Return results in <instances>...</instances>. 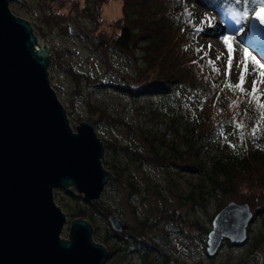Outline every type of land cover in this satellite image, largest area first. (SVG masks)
<instances>
[{
  "label": "rangeland",
  "instance_id": "374dc122",
  "mask_svg": "<svg viewBox=\"0 0 264 264\" xmlns=\"http://www.w3.org/2000/svg\"><path fill=\"white\" fill-rule=\"evenodd\" d=\"M201 1L220 12L233 29L221 31L222 24L215 21V13L211 8L212 11L202 14L196 11V0H185V5L192 14L194 27L205 29L204 33H195L194 41L204 53L208 52L207 57L219 69L221 79H226L224 72L227 52L220 37L224 34L234 37L231 42L234 48L233 67L227 79L236 84L240 75L236 64L245 48L249 53V73H252L254 61L264 65V55L261 53L264 50V29L258 28L253 34L247 27L249 21H244L245 31H236L240 25L235 23L233 14L243 10V3L237 4L235 0ZM8 10L13 17L28 23L33 36L43 42L35 30L38 24L36 10L28 4L26 8H21L11 0ZM119 15L120 4L116 0H109L102 8V23L99 28L105 29L107 23ZM205 17L212 22V28H207L208 21L201 24ZM85 25L91 27L88 22ZM44 31L47 34L44 42L51 61L56 58L59 63L69 65L75 72L90 78H99L104 84L84 86L82 82L83 94L72 99V86L66 76L57 69L47 67L49 86L62 106L73 133L79 123L89 118L87 107L92 106L104 116L103 122L93 125L94 135L103 147L105 142H115L132 152L160 157L168 156V146L174 147L179 153L184 151L188 118L195 109L194 97L181 89L173 88L171 97L131 98L115 88L120 86V80L114 75L103 73L101 61L92 54L88 41L78 35L72 25L69 26L71 35L68 38H62L56 32L45 28ZM246 35L250 36V44L243 45L242 50H239V45H242L241 38ZM218 55L222 56L221 60H217ZM110 60L112 66L120 72L133 74L136 70L135 65L118 53H110ZM255 78V73L247 75L244 88L251 90L252 80ZM259 87L264 91V85ZM263 139L264 136L255 140L252 147L260 146ZM218 144L224 145L227 153L235 152V131L231 127H225L207 142L198 144L199 152L193 160L199 166V171L159 168L137 161L124 152H112L104 148L101 165L111 176H119L120 182H115V179L107 182L96 202L109 215L117 217L126 226L128 233L132 229H138L141 222L154 224L144 230V240L153 244L154 250L142 245L138 252H118L103 264H264V215L257 216L254 220L251 218L245 230L246 241L242 245L232 246L227 242L228 247L225 241L213 257H208L205 252L207 233L211 229L215 207L221 199V194L212 190L211 180L221 181L225 178L212 168ZM52 199L65 217L60 239L67 240L73 215L81 210L85 213L83 220L92 229L91 241L94 244L104 248V245L112 244L120 249L125 247L123 241L110 237L109 231L112 230L108 221L98 215L90 203L74 200L57 190L52 191ZM204 230L207 231L206 234ZM130 249L137 248L132 245Z\"/></svg>",
  "mask_w": 264,
  "mask_h": 264
},
{
  "label": "trees",
  "instance_id": "16d2710c",
  "mask_svg": "<svg viewBox=\"0 0 264 264\" xmlns=\"http://www.w3.org/2000/svg\"><path fill=\"white\" fill-rule=\"evenodd\" d=\"M108 1L11 0L21 8H26L28 4L37 11L35 30L43 41L47 38L44 28L68 38L71 35L69 26L72 25L77 34L88 41L92 54L101 61L103 73L116 76L121 84L115 88L129 97H171L172 89L178 88L196 99L195 109L188 118L182 153L168 146L167 157L140 154L115 142H105L103 148L124 152L137 161L159 168L199 171V166L193 160L199 152L198 144L207 142L219 130L231 127L237 135V150L227 153L225 146L218 144L212 163L213 170L225 176L221 181L211 180L212 190L221 194L214 212L217 214L227 204L233 203L247 205L252 220L264 215V139L260 146L252 147L255 140L264 136V130L257 132L255 137L250 135L257 126L258 113L247 104L246 96L225 87L226 79H221L220 71L218 75L212 71L208 66V57L200 59L204 51H195L199 46L194 41V21L185 0H116L120 4V15L109 21L105 29H100L102 8ZM85 22L90 23L91 27H87ZM112 52L135 65V72L128 74L116 70L110 60ZM261 53L264 55V50ZM48 66L66 76L72 86V99L83 94L82 82L84 86H104L101 79L77 73L56 58ZM227 82L233 84L229 79ZM233 101L236 103L230 107ZM87 112L88 117L94 120V126L103 122L104 116L98 109L88 106ZM234 123L244 126L237 130ZM111 177L115 182H120L116 174ZM56 190L84 202L75 191ZM90 205L107 220L109 213L100 203L94 201ZM75 218L83 219L85 213L78 210L73 215ZM153 226L141 222L139 228L132 229L130 233L126 226V230L119 234L109 231L110 237L123 241L125 247L120 249L113 244L104 245L106 255L101 264L118 252H138L142 245L154 250V245L144 240V230ZM132 245L137 249H130Z\"/></svg>",
  "mask_w": 264,
  "mask_h": 264
},
{
  "label": "water",
  "instance_id": "95a60500",
  "mask_svg": "<svg viewBox=\"0 0 264 264\" xmlns=\"http://www.w3.org/2000/svg\"><path fill=\"white\" fill-rule=\"evenodd\" d=\"M9 1L0 0V264H101L106 249L91 241L92 229L83 219H72L67 240L60 239L65 217L52 191H75L85 203L96 201L114 181L101 165L104 148L92 118L74 133L69 128L48 83V47L28 23L11 15ZM230 206L245 214L228 217L226 234L217 236ZM251 218L247 205L233 203L215 214L208 257L225 241L242 245ZM107 221L112 232L125 230L117 217Z\"/></svg>",
  "mask_w": 264,
  "mask_h": 264
},
{
  "label": "snow or ice",
  "instance_id": "6c2138e0",
  "mask_svg": "<svg viewBox=\"0 0 264 264\" xmlns=\"http://www.w3.org/2000/svg\"><path fill=\"white\" fill-rule=\"evenodd\" d=\"M235 3L241 4L243 3L244 7L241 12L238 14H233L235 23L240 25V27L236 30L239 32L245 31L244 21H249L247 27L255 34L258 28L264 29V0H235ZM251 5L252 7H249ZM189 15H191L189 13ZM249 17L250 20H249ZM205 21H208L207 28H212V22L205 17L201 20V24H205ZM192 31L196 34H201L205 32L203 27H195ZM234 37L232 35L224 34L220 37V42L224 45L225 51L227 52V60L225 61V72L224 75L226 77L225 87L230 89L233 92L238 91L241 96L247 97V104L252 107L258 113V119L256 120V127L252 129L250 133L251 136L255 137L257 132L264 130V91H261L260 85H264V65L260 64L258 61H254L252 73H255L256 78L252 80V88L250 91H246L244 85L246 83L247 75L252 73L248 72V64H249V53L245 48L241 54V59L237 61L236 66L240 70V75L238 77V81L235 85L227 82V77L230 75L231 69L233 67V59H234V48L232 46V41ZM203 49L201 47H197L195 51L200 53ZM209 51H211V45L209 46ZM208 56V52L204 53V56L200 57V59H204V57ZM222 56L218 55L217 60H221ZM193 63H197V61H193ZM208 66L212 68V71L215 74H219V69L215 67V63L209 59ZM203 70V69H201ZM235 101L230 104V107L235 105ZM247 114V113H245ZM234 126L237 130L242 128L244 125L242 123H234ZM242 135V134H241ZM231 146V145H230ZM233 209H235L233 211ZM243 208H235V206H230L229 210L226 211L225 215L220 217V220L223 221L224 227L219 229L217 232V236L226 234L228 228V217L231 216H242L244 215Z\"/></svg>",
  "mask_w": 264,
  "mask_h": 264
},
{
  "label": "bare ground",
  "instance_id": "6f19581e",
  "mask_svg": "<svg viewBox=\"0 0 264 264\" xmlns=\"http://www.w3.org/2000/svg\"><path fill=\"white\" fill-rule=\"evenodd\" d=\"M196 2H197V4H198V6L196 7V11H198L199 13H202V14H204V13H209L208 11H212L213 13H215V21L216 22H219V23H221L222 25H220L221 26V28H220V30L221 31H228V30H232L233 29V26L231 27L228 23H226V22H228V20H226L223 16H222V14L220 13V12H218V11H216V10H214V9H212L211 7H209V6H207L204 2H202L201 0H196ZM212 10H211V9ZM207 10V11H206ZM226 21V22H225ZM249 35L247 36H243L241 39V43H242V45H239V50H242V46L243 45H246L247 43H248V45L250 44V39H249ZM264 39V38H263ZM255 42V41H254ZM252 50V49H251ZM254 53V52H253Z\"/></svg>",
  "mask_w": 264,
  "mask_h": 264
}]
</instances>
